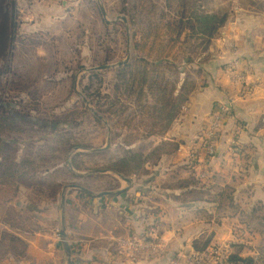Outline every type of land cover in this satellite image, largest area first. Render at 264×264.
<instances>
[{
  "label": "crops",
  "instance_id": "1",
  "mask_svg": "<svg viewBox=\"0 0 264 264\" xmlns=\"http://www.w3.org/2000/svg\"><path fill=\"white\" fill-rule=\"evenodd\" d=\"M212 44L219 53L216 65L203 75L206 82L192 92L168 131L169 137L180 141V146L165 163L173 167L188 163L192 152H198L202 160L213 117L220 105L230 104L229 114L219 124L216 154L209 164L200 166L235 187L238 211L215 224L163 201L154 184L170 170L168 165L163 167L164 163L156 175L131 180L130 188L119 195L89 198L80 191L67 194L74 190L68 189L64 208L73 264H164L177 251L193 250L192 239L204 231L210 233V229L215 235L220 234L222 242L239 245L242 257L264 252V9L238 8L236 16L220 29ZM232 61L238 62L236 68L228 66ZM240 74H246L251 83L250 92L244 97L240 95ZM234 143L245 148L243 157L230 151ZM237 157L241 160L236 162ZM227 158L229 167L225 165ZM231 163H235V169ZM179 173L182 177L188 175L184 169ZM26 193L22 187L18 197L0 198V264H66L58 234L60 200L53 205H44L45 201L31 203L23 212L20 205L26 203L22 200ZM149 195L156 202H148ZM160 203L171 206L174 215H165ZM80 204L84 210L78 209ZM251 211L255 213L250 214ZM107 215L113 219L108 224ZM185 218L187 222H183ZM121 238H132L142 249H148L149 243L161 244L171 253L153 259L157 251L151 257L142 251L132 258L121 250Z\"/></svg>",
  "mask_w": 264,
  "mask_h": 264
},
{
  "label": "trees",
  "instance_id": "2",
  "mask_svg": "<svg viewBox=\"0 0 264 264\" xmlns=\"http://www.w3.org/2000/svg\"><path fill=\"white\" fill-rule=\"evenodd\" d=\"M92 1L95 2V0ZM176 1L164 0V5L168 10L165 9L162 15L164 18H169H166L168 22L165 25L162 22L156 24V22L152 21L148 24L149 32H144V28H142L138 39H136L137 33H134L133 50L135 63H127L116 69L115 80L109 82L113 90L112 95L100 93V86L104 80L101 73H93L88 76L90 79L95 77V81L98 83L95 95L99 103L96 110L102 116L121 118L125 111V105L120 103V97L125 96V94L131 96L133 93L131 88H133L138 92L133 97L137 98L135 105L136 103L138 104L140 114L142 112L146 115L148 114L147 116L150 118L157 116V118L165 120L166 123L162 124L163 127L160 133L147 136L150 140L146 144L149 147L148 149L150 150L151 148L152 151H157L155 159H149L146 145H140L137 150H124L119 159H109V162L104 166L86 167L87 160L91 161V158L95 159L94 161H101L102 157L109 156L108 150L98 153L76 152L70 158L75 171L87 169L110 170L120 173L133 181L144 176L156 175L155 172L160 170L161 164L177 153L180 141L172 137L167 138L166 135L177 119L181 107L188 102L191 91L187 92L188 95H186L183 103L176 108H174V100H171L168 104L169 108L166 106L158 107L148 103L146 101V93L152 92L156 80L155 74L161 67V62L166 64L170 62L169 60L179 57L183 63L194 65L193 55L190 54L189 46L191 44L194 45L197 40L209 46L220 29L233 19H231L233 12L238 8L246 9L252 6L254 0H245V2L237 0V4L235 0ZM188 1H191L192 7H188ZM136 2L132 7L133 13L130 16V23L140 27L143 22L142 16L146 14L144 18L150 20L155 17L156 8L150 0H137ZM207 2L209 7L206 4ZM123 3H125V0ZM173 3L177 5L175 12L169 7ZM127 12L128 9L125 6L119 11V13L126 15ZM137 14L140 15L139 23H136ZM185 17L186 22H184ZM102 23L106 30H109L110 27L114 29L116 26V24H108L105 21H102ZM16 29L17 23H15L14 10L6 7V0H0V89L4 88L6 83L3 81V66L5 67V72L11 71L10 58L14 48ZM199 46V43H196L194 48ZM185 47H188V49L181 56V51L179 50ZM212 54L205 55L201 61L204 66L203 75L206 72H211L214 64L216 65V55ZM114 57L115 53L106 46L97 64H107L113 61ZM83 62V60H77V70L84 68ZM140 62L142 67L139 71H134L132 67ZM174 68H176L177 73L182 75L180 68ZM74 75L75 73L71 76L69 75L71 88ZM91 85H94L93 81L88 89H90ZM132 85L133 87H131ZM109 97L113 99L107 104ZM100 101L102 102L100 103ZM134 108L135 106L132 109ZM150 110L152 112H149ZM32 111L33 109L28 106H26L25 111L18 110L16 107L6 103L0 95V195H5L6 187H10L13 192L18 191L22 187L27 188L34 197L33 201L28 200L25 204L20 205V208L27 210L31 203L37 204V202L42 201H45L44 205L57 203L67 184V178H70V176L84 179L85 177L77 175L68 169L65 160L73 148L94 147L90 146L88 142L80 140L79 131L76 128H81L82 123L77 122L76 115H74L75 113L72 110L57 112L51 120L36 118L32 116L34 115ZM130 113L134 114V111ZM79 114L81 118L92 116L88 115L84 110H81ZM92 117L95 120V127L101 129L102 125L98 118ZM87 123L92 124L90 120H87ZM23 137H27V140H22ZM51 140H54V142L51 143ZM62 144L65 148L61 147ZM127 145L130 146L132 143H127ZM120 147L123 149L122 143ZM48 148L53 152H50L47 156L45 151H48ZM233 149L235 155L243 157L245 148L238 144L234 145ZM16 151L19 155L12 156ZM196 164L197 162L194 159H190L188 163H180L167 170L165 175L171 170H174V173L170 176L168 174L156 185L154 184L159 196L163 201L175 207L190 210L191 214L199 219L219 222L224 217L234 216L238 211L235 187L220 178L217 173H213L209 177H199ZM63 166L65 167L64 170ZM149 167L152 169H148ZM181 169L187 170L188 175L185 177L180 176L179 171ZM55 174L58 175V180H50L51 175ZM60 175L63 176L62 179ZM171 179L174 181H171ZM80 185L89 188L83 183H80ZM116 189H119V185L109 188L108 191ZM71 192L73 190H68L67 194ZM85 196L90 198L89 195ZM35 206L38 207L37 205ZM254 213V211L250 212V214ZM213 238L214 231L210 233L207 231L202 232L191 241L193 251L204 252L208 250L212 245ZM230 247L234 250L228 254L227 259H224L222 264H257V260L255 261L253 256H240L239 245L232 243ZM263 256L264 252H261L259 258Z\"/></svg>",
  "mask_w": 264,
  "mask_h": 264
},
{
  "label": "rangeland",
  "instance_id": "3",
  "mask_svg": "<svg viewBox=\"0 0 264 264\" xmlns=\"http://www.w3.org/2000/svg\"><path fill=\"white\" fill-rule=\"evenodd\" d=\"M136 1L137 0H125V3H123L124 0H95V2L92 0H6V7L10 10H14L17 29L14 35V48L10 58L11 71L5 72V67L3 66V81L6 83L4 84V88L0 89V95L6 103L16 107L18 110L25 111L26 106L31 107L33 109L32 113L34 114L32 116L41 119L45 118V120L53 119L57 112H68L72 110L75 113L74 115H76L77 122L82 123L81 128H76V130L79 131V138L82 142L86 141L90 146H94L90 148L103 147L106 144L108 136L107 131L109 129L111 142L110 147L106 150H108L110 157L106 155L102 157L101 161H94L95 159L91 158V161L87 160V165H85L86 167H96V165H100L101 167L106 165V163L109 162V159H119V157H121L120 155L124 153V150H137L140 145L144 146L149 143L150 140L147 136L150 134L157 135L160 133L163 127L162 124L166 123L165 120L157 118V116L150 118L147 116L148 114L146 115L142 112L140 114L138 104L136 103L135 105L137 98L133 97L138 92L133 88H131L133 90L131 96L125 94V96L120 97V103L125 105V111L121 118H117L116 116L107 117L100 114L103 118L101 120L87 108L86 103L83 100V98H85L88 101L89 106L96 110L97 104L99 103L98 98L95 95L98 83L95 81V77L91 79L88 77L93 73L99 72L103 76L104 80L100 86V93H109L110 95L113 94V90L111 89L109 82L111 80H115L116 69L120 66L109 69H93L95 67L102 66L97 64V62L103 55L106 46L115 53V57L113 61L104 65H112L120 61H126L125 64H134V33H137L136 39H138L142 28H144V32H149V22L154 21L156 24L162 22L164 25L168 22L167 19L169 18L166 17V19L162 15L165 9L168 10V8L164 5V0H150L152 5L156 8L155 17H152L150 20H146L144 18L146 14L143 16L141 15L143 22L140 27H137L136 24L132 25L130 23V16L132 15L131 13H133L132 7L135 3H137ZM240 1L245 2V0ZM99 2L103 5L108 19L112 20L117 16H124L126 24L122 19L112 20L108 24H116L115 28L113 29L110 27L109 30H106L102 23L104 19L99 9ZM174 2L177 1L174 0ZM235 2L237 4V0H235ZM253 2L252 6H254L255 10L264 9V0H255ZM206 4L209 7V3L207 2ZM123 6L128 9L127 15L119 13ZM176 6V3L169 5L174 12L177 9ZM188 7H192L191 1H188ZM234 12L231 19L236 16L237 9ZM186 17L188 16L186 15ZM186 17L184 22H186ZM139 18L140 15L137 14L136 23H139ZM33 27L36 29L35 33L33 32ZM19 40L27 42V44H24ZM196 43H199L200 46L194 48ZM206 45L197 40L194 45L191 44L189 46L190 54L193 55L194 65L183 63L179 57L169 60L171 63L169 62L165 64V62H161L162 65L155 74L156 80L155 85L152 88V92L146 93V101L151 103V105H156L158 107L166 106L169 108L168 104L171 100H174V108H176L183 103L186 95H188V91H191L190 93L192 94L196 88L203 86L206 81L203 76L204 66L201 61L204 59L205 55L209 53H213L212 55L219 54L218 50L214 48L212 41L209 46ZM206 47L208 48L206 49ZM187 49L188 47L179 50L181 51L180 55L183 56ZM18 59L21 62L17 61ZM78 59L83 60L85 65L84 68L79 70H77L76 65ZM141 67L142 63L140 62L136 64V66L132 67V69L134 71H139ZM174 67L180 68L182 70V75L177 73L176 68ZM73 73H75V75L73 86L71 88V81L69 77ZM92 81L94 82V85H91L90 89H88ZM131 87H133V85ZM112 99L113 98L109 97L107 104H109ZM101 102L102 101H100V103ZM134 106L135 108L132 109ZM81 110L86 111L88 115L98 118L102 128L98 129L95 127V120L92 116L81 118L79 116V112ZM131 111H134V114H131ZM149 112L152 111L150 110ZM179 114H181V110ZM87 120H90L92 124H88ZM166 137L170 138L168 132ZM22 140H27V137H23ZM53 142L54 140H51V143ZM121 143L123 144V149L120 147ZM127 143H132V145L126 146ZM215 145L218 148V141ZM147 146L148 145H146V151H148L147 154H149L148 158L154 160L157 151L154 152L151 148L149 150V147ZM61 147L65 148L63 144ZM76 148L77 149H71L68 155L71 154L72 156L76 152H86L83 151L81 147ZM232 149L233 146H231L230 151ZM50 152H53L50 148H48V151H45L47 156ZM197 153L198 152H196V154ZM18 155L19 153L16 151L12 156ZM215 160L218 162L219 158L215 157ZM238 160H241V158L237 157L236 162ZM220 163L224 164L222 162ZM216 164L213 166L214 169ZM167 165L169 168L173 167L172 165H169L168 162L164 163L163 167L166 168ZM225 165L229 167V158H227ZM199 166L200 161L196 164V168ZM231 167L232 169H235V163H231ZM51 168H53V166H51ZM64 169L65 167L63 166V170ZM90 170L96 169H87L77 172H89ZM97 171L100 172L91 173L86 176L80 175L85 177L84 179H78L70 176V178H67L66 186L78 183V185H80V183H83L87 185L89 187L87 189H90L93 193L108 191L109 188L117 187L118 185L120 186V184L122 186L123 180L118 178V176L112 173V171ZM173 173V170H171L167 173V175L169 174L170 176ZM212 174L213 173L210 175ZM60 177L62 179L63 176L60 175ZM50 180L57 181L58 175H51ZM171 181L174 180L171 179ZM23 189H26L27 191L26 195H24L22 199L24 203L27 200L33 201L34 197L31 192L29 191L28 193L27 188ZM18 191L13 192L10 187H6L5 195H0V198L11 196L18 197ZM69 194H72V192ZM81 194L84 195L83 192H81ZM156 198L158 199L159 197L156 196ZM148 199L150 200H148V202H156L153 198H151V195L148 196ZM13 206L18 208L16 204H13ZM160 207L165 215L167 213L172 216L174 215V210L171 206L160 203ZM78 209L84 210L83 205L80 204ZM153 210L155 209L153 208ZM21 211L24 212L26 210L22 209ZM109 216L110 215H107L106 218L107 224L113 220L112 217ZM183 222H187V218H185ZM214 223L219 224V222ZM58 224L60 225V222ZM164 224L167 225V223ZM209 231H212V229ZM256 231L258 230L256 229ZM219 244H225V250L229 251L228 247L230 245L221 241L220 234L217 233L215 235L214 233L212 248ZM155 245L158 250L153 259H159L161 257L165 258L166 253H171L168 247L165 248L161 244L157 243ZM233 250L234 249L231 248V251ZM222 253H220L218 257H215L214 264H219V258L223 255ZM260 253L261 252H258V254Z\"/></svg>",
  "mask_w": 264,
  "mask_h": 264
},
{
  "label": "built area",
  "instance_id": "4",
  "mask_svg": "<svg viewBox=\"0 0 264 264\" xmlns=\"http://www.w3.org/2000/svg\"><path fill=\"white\" fill-rule=\"evenodd\" d=\"M237 64H238L237 61H232L228 64V66L233 69L236 68ZM238 77L242 80L240 95L242 97L247 96L248 93L250 92L248 85H251V83L248 81V77L246 74H240L238 75ZM230 108H231L230 104L219 106L217 110V114H215L213 117L212 124L207 133L208 135L206 141L203 145V150H204V153L202 154L203 159L201 160L199 153L196 154V152H192L190 155L191 160L194 159L195 162L197 163L198 161H200V165H206L212 161L215 154V147H216L215 142L217 139L216 133L219 130V124L221 120L225 118L226 115L229 114ZM236 131L238 132V130ZM234 145H238V143H234ZM232 152L234 153V149H232ZM211 173L213 172H210L207 169H203L201 166L198 167L197 174L199 177H209ZM119 242L122 247L121 250L132 258H135L142 251H145L144 253L147 257H151L158 250L157 246L153 245V243L146 244L150 246L148 249H142L132 238H121L119 239ZM225 249L226 246L224 244L222 245L219 244L214 248H212L211 245V247L204 252H195L193 250L189 252H183L182 250H180L175 252L172 257H169L168 262L166 264H214L215 257H218V255L223 252L222 253L223 255L221 256V258H219L220 259L219 263L222 264V261L224 259H227V256L229 254L228 250ZM259 257H260L259 254L255 256V261L257 260V264H264V256L261 258Z\"/></svg>",
  "mask_w": 264,
  "mask_h": 264
},
{
  "label": "water",
  "instance_id": "5",
  "mask_svg": "<svg viewBox=\"0 0 264 264\" xmlns=\"http://www.w3.org/2000/svg\"><path fill=\"white\" fill-rule=\"evenodd\" d=\"M98 1H100V0H98ZM99 9H100V12H101L102 17H103L105 22L109 23L112 20L122 19L124 21V23L126 24V19H125L124 16H117L116 18H114L112 20L108 19L107 13H106L103 5L100 2H99ZM125 63H126V61H120V62H118L116 64L102 65V66L95 67L93 69H109V68L116 67V66H122ZM75 83H76V80H75ZM74 90H75V87H74ZM83 100L85 101L87 108L96 117H98L99 119L102 120L103 119L102 116L100 114H98L95 109H93L92 107L89 106L88 101L85 98H83ZM109 131L110 130L108 129V131H107L108 132L107 141H106V144L103 147H100V148H82V150L86 151V152H101V151H104V150L108 149L110 147V142H111L110 134H109L110 132ZM75 149H77V148H75ZM70 156H71V154L68 155L67 160H66V164H67L68 168L72 172L76 173L77 175L86 176V175L91 174V173H99L100 172V171H97V170H90L89 172H77V171H75L73 169V167H72L71 162H70ZM112 173H114L116 176H118V178L123 180V185L119 189L112 190V191H101V192H98V193H93L90 189H87L86 187H83L81 185L70 184V185L65 187L63 193L61 194V197H60V227H59L58 234H59V238H60V241H61V244H62V247H63V251H64L65 256H66V264H73L72 249H71V246H70V244L68 242V235H67V232H66V220H65V208H64V206H65V195H66L65 191H66V189L70 188V189H74V190H79V191H81V192H83V193H85V194H87L89 196H94V197L115 196V195H119V194H122L125 191H127L130 188V184H131L130 178L125 177L124 175H122L120 173H117V172H112Z\"/></svg>",
  "mask_w": 264,
  "mask_h": 264
}]
</instances>
